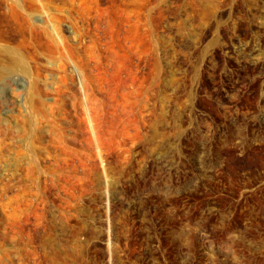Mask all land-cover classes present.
I'll return each mask as SVG.
<instances>
[{
    "label": "rangeland",
    "instance_id": "obj_1",
    "mask_svg": "<svg viewBox=\"0 0 264 264\" xmlns=\"http://www.w3.org/2000/svg\"><path fill=\"white\" fill-rule=\"evenodd\" d=\"M0 264H264V0H0Z\"/></svg>",
    "mask_w": 264,
    "mask_h": 264
},
{
    "label": "trees",
    "instance_id": "obj_2",
    "mask_svg": "<svg viewBox=\"0 0 264 264\" xmlns=\"http://www.w3.org/2000/svg\"><path fill=\"white\" fill-rule=\"evenodd\" d=\"M241 74L244 76V74H245V70H244V71H242V72H241Z\"/></svg>",
    "mask_w": 264,
    "mask_h": 264
}]
</instances>
